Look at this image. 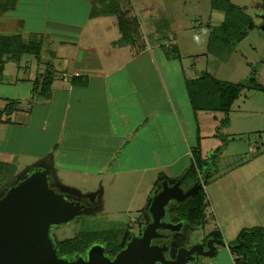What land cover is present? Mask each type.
Returning <instances> with one entry per match:
<instances>
[{"label": "crops", "instance_id": "1", "mask_svg": "<svg viewBox=\"0 0 264 264\" xmlns=\"http://www.w3.org/2000/svg\"><path fill=\"white\" fill-rule=\"evenodd\" d=\"M83 1L90 5L93 2ZM133 1L121 0L122 11L129 8L133 11L126 15V19L111 14L90 19L92 8L87 6L91 8L87 15L89 20L96 21L101 17L106 23H96L95 31L87 36L81 30L73 41L85 49L74 62L75 74L79 73L83 78L80 80L82 84L72 83L75 75L63 80L62 88L54 87L53 82L50 98L40 102L47 107L40 105L44 107L41 113L45 114L47 110V116L54 121L50 128V145L42 147V140L40 143L31 141L33 152H29L33 157H23L25 143L30 141L17 133L18 129L33 125L34 107L28 111L30 122H14L18 127V157L16 154L15 157L20 161L10 174H21L28 160L33 163L31 168L36 164L46 165L54 185L64 192L68 184L74 182L80 181L89 187L88 198L97 200L98 207L95 208L98 212H108L109 208L120 213L143 212L149 198L159 189L155 182L163 178L172 183L181 180L187 187L199 178L202 187V171L197 170L196 178L189 176L194 163L193 150L200 145L203 160L208 162L206 167H210L211 158L208 159L206 154L218 141H215L219 132L214 121L217 118L210 116L213 113L210 111L214 110L209 109L210 105L206 106L208 101L201 103V109L194 107L193 101L200 99L192 101L188 82L203 78L205 74L217 78L218 69L214 70L212 65L215 56H211L213 44L210 38L212 30H217L219 25L207 23L206 28L210 31L206 36L207 51H200L199 38L194 34H203V25L197 22L204 24V18L193 17L194 24L191 23L189 28L195 30L184 36L179 34L182 28L181 20H178L181 15L179 4L182 0H177V4L168 0L166 5L147 2L142 12V4L138 6ZM226 2L231 1L211 0L210 6L225 11L229 6ZM200 3L201 0H197V4ZM84 10L86 16V6ZM120 22L124 24L123 29ZM18 25L21 27L22 21L13 19L10 30L17 32ZM84 25L87 27L86 21ZM65 59L67 66L71 64L70 57ZM41 71L38 66V74ZM36 78V74L29 73L26 77L22 73L12 79L5 76L3 83L11 81L15 89L11 94H16L21 89L20 84L32 83ZM30 93L40 96L39 89ZM4 123L3 119L0 134L3 129H8L7 125L3 127ZM228 129L229 125L227 136ZM6 141V137H1L0 148L6 147ZM205 203V224L210 223L211 229L217 227L222 231L215 211H211L207 200ZM239 235L234 240H225V243L234 244ZM211 257L206 264H237V259H242L243 255L225 248Z\"/></svg>", "mask_w": 264, "mask_h": 264}, {"label": "rangeland", "instance_id": "2", "mask_svg": "<svg viewBox=\"0 0 264 264\" xmlns=\"http://www.w3.org/2000/svg\"><path fill=\"white\" fill-rule=\"evenodd\" d=\"M79 1H82L80 5ZM230 1L238 7L229 6L226 15V10H220L223 14L213 9L210 6L211 0H201L200 5L197 4V0H182L179 4L181 15L178 20L182 23L179 34L184 36L185 33L195 30L189 28V25L194 24L193 17L202 16L204 24L201 21L197 23L200 26L203 25L201 27L203 34L200 36L194 34V36L199 38L200 51L202 49L207 51L208 38L206 36L210 32L206 28L207 23L219 25L217 28H220L222 24H227L226 28L230 30V34L226 32L227 30L217 32L211 39L213 44L211 56H215L212 65L214 70L218 69L217 79L245 85H253L257 82L264 87V31L261 28L264 23L262 18L264 2L263 0ZM133 2L138 6L142 4L140 6L142 12L147 2L166 5L168 0H134ZM177 2L173 0L174 4ZM89 5L83 0H0V44H3L1 48L9 49V45L13 42L11 39L6 42L2 40L3 38L21 35L23 43L32 46L33 51H39L43 60V63H38L34 53L24 55L23 68L19 69L18 63L9 62L6 65L5 76L9 79L20 77L22 73L26 77L29 73L37 76L38 66L42 69L41 72L49 66H54L57 70L54 87L62 88L63 80L67 81L75 75L74 62L77 60V55L85 50L79 44L73 43L77 34L79 35V32L84 30L87 36L88 33L95 31L96 23H106V19H101V17L96 21L89 20V18L93 19L87 16L91 11L92 2L91 8L88 9ZM85 6L86 16L83 15ZM96 8L99 10L101 6L98 4ZM15 18L22 21V25L21 27L18 25L17 32H12L9 26ZM85 21L87 27L84 25ZM250 22H254L257 27L250 29ZM109 25L110 23H107V26ZM65 57L71 58V64L68 66ZM20 85L21 89L18 93L11 94V90H15L11 86V81L0 84V112L8 107L11 108L12 104L21 107L10 115L4 113L2 116L5 122L3 127L7 125L8 129H3L0 134V139L1 137L7 138L6 147L0 148V192L17 183L25 174L37 169V164L31 168L33 163L28 160L23 174L16 176L10 174L20 161L15 157V154L18 157L16 152L18 127L14 122L27 121L28 123V120L30 122L31 115L28 114L30 107L35 109L31 120L33 125L25 129L20 128L17 133L30 141L25 143L23 157H33L29 152H33L31 141L40 143L42 140L40 143L42 147L50 145V128L54 121L47 116V110L45 114L41 113L46 105L40 102L45 98L38 94L33 96L30 93L33 82ZM211 86L214 85L211 84ZM11 95L15 96L11 97ZM38 105H44V107H38ZM207 105H210V110H214L210 111L213 112L210 116L217 118L213 119L219 133L215 139V141L218 140L216 146L206 154L208 159L211 158L210 167L201 169L203 174L200 178H208L202 182L203 192L211 211H215L220 221L224 241H230L243 231L254 233L253 229H264V92L255 89L243 90L229 112L227 122L221 118V115H226L225 113L212 108L218 105L215 101L208 102ZM228 125L229 135L227 136ZM66 179L74 180V178ZM70 184H68V189L63 188L66 189L65 194L69 198L83 202H86V199L89 201V187L84 186L80 181ZM95 200L90 201L94 203ZM107 210L108 212H98L95 208L69 222L51 227L50 240L52 243L67 240L84 232L89 235L101 234L102 237L95 241L106 243V236L103 234L114 230L128 232V228H132L128 225H133V221L142 220L143 212L120 213L112 212V208ZM211 226L207 223L204 229L194 233L193 238L201 237L205 231L211 229ZM256 237H258L257 241L261 240L259 235ZM210 258L212 257L203 258L202 263L206 264Z\"/></svg>", "mask_w": 264, "mask_h": 264}, {"label": "water", "instance_id": "3", "mask_svg": "<svg viewBox=\"0 0 264 264\" xmlns=\"http://www.w3.org/2000/svg\"><path fill=\"white\" fill-rule=\"evenodd\" d=\"M261 28L264 31V23ZM200 189L198 183L185 192L181 181L172 183L164 179L160 191L150 201L149 213L153 221L146 226L141 238L133 237L114 260L104 255L101 246H95L89 252V260L78 256L68 261L59 258L48 242L50 227L69 222L89 212L90 207L83 201L69 198L53 184L48 167L38 165L0 193V264H187L194 260L188 259L193 249H180L175 260H168L169 246H160L154 240L167 236L160 230L176 232L182 228L184 223L163 221L167 207L173 201H187ZM242 245L243 242L239 249ZM214 254L211 247L203 255Z\"/></svg>", "mask_w": 264, "mask_h": 264}, {"label": "trees", "instance_id": "4", "mask_svg": "<svg viewBox=\"0 0 264 264\" xmlns=\"http://www.w3.org/2000/svg\"><path fill=\"white\" fill-rule=\"evenodd\" d=\"M264 2V0H263ZM101 6V9H97V5ZM92 12L90 14L91 18L99 17V16H106L108 14L111 15H119V18L126 19V15H129L130 13H133L132 9L126 10V12L122 11L121 9V0H93L92 2ZM229 6H234L229 2ZM228 8L226 9V14L228 13ZM235 7V6H234ZM130 10V12H129ZM229 24V22H228ZM121 28L123 29V22H120ZM227 24H222L220 28L212 30V35L210 38V41L212 39L213 34L219 33V32H229L226 27ZM257 27V25L254 22H250L249 28L253 29ZM131 30V28H130ZM243 36L241 37V39ZM12 40L13 42L9 45V49H2L3 44H0V84L5 81V66L9 62H15L19 64V69L22 65V60L24 55H29L34 53L36 55V60L38 63H41L42 56L39 51H33V47L29 45H25L22 42L21 35H15L11 38H3L2 40L8 42V40ZM15 40V41H14ZM212 42V41H211ZM229 42V41H227ZM237 43V41H236ZM6 46V45H4ZM29 46V47H28ZM56 53V51H54ZM43 63V62H42ZM22 68V67H21ZM57 75V71L55 70L54 66H49L46 68L43 72L39 73L37 75V78L35 81H33V94L36 92L37 89L40 90V96L48 99L51 96V88L54 82V78ZM76 76V78H75ZM74 78H72V83L75 85H81L82 83L80 80L83 78L80 76L79 73L75 74ZM211 84L214 86L212 87ZM85 85V84H84ZM188 89L190 93V97L192 101L196 98V100L199 98L200 100L197 102L193 101L194 107L197 109H201L202 105L201 103L204 101L217 103L218 105L217 110L225 113L226 115H221L222 119L224 121H228L229 119V112L231 111L234 103L240 98L241 93L243 90L246 89H255L264 92V87L257 82L253 85H245V84H234L230 82H223L219 79L212 76V74H205L203 78L199 79H190L188 82ZM209 90V91H208ZM208 107L209 105L206 104ZM20 109L18 105L12 104L11 108H7L6 110H3L0 112V124L3 122V114H12L13 111ZM202 147L198 145L193 150V158L194 163L191 166V170L189 171V176L191 178H196L197 176V170H200L202 168H208L206 167L208 165V162L203 160V154H202ZM195 176V177H193ZM189 178V179H191ZM205 180H208V178H202L203 182ZM201 180V181H202ZM163 180H158L155 182V186L158 188H161ZM196 181L200 182L199 178H196ZM201 183V182H200ZM159 190V189H157ZM156 190L155 193L158 191ZM153 194V195H154ZM152 196L149 198V204L145 209H143V213L148 211V207L150 205ZM206 197L203 192V188H201V191L196 199H194L190 204H188V212H190V216L188 213L189 218L192 219L193 223L196 226L204 225L206 222V214L205 210L207 207V203H205ZM255 231L254 233H245L243 231L239 237L238 240L240 242H243L244 246L242 247V250L239 251L235 248L232 250L233 253L236 255H243V258L237 259V264H264V229H256L252 230ZM219 236L222 237L221 233L217 230L215 231ZM256 235H259L261 240ZM103 236H106V243L101 241H95L98 238L102 237L101 234H94L89 235V233L80 232L75 237L67 240H59L55 241L53 243L54 249L56 250V255L59 258H64L66 260L74 259L78 256H81L84 258L85 255H88V253L91 251L92 248L95 246H102L104 250L105 255H116L120 251H122L124 248H126L127 243L131 240V235L127 231H120V230H114V231H108L107 233L103 234ZM236 243L232 245H236Z\"/></svg>", "mask_w": 264, "mask_h": 264}, {"label": "flooded vegetation", "instance_id": "5", "mask_svg": "<svg viewBox=\"0 0 264 264\" xmlns=\"http://www.w3.org/2000/svg\"><path fill=\"white\" fill-rule=\"evenodd\" d=\"M52 182H53V180H52ZM176 182L177 181H175V183ZM181 183H182L183 190L186 192V191L190 190L195 184H198L199 182L196 181L195 183L191 184L190 187H187L183 181H181ZM1 191H3V190H1ZM157 191H159V190H157ZM200 191H201V189L198 191V193L196 195L191 196L185 202L178 203L176 201H173L167 207V213H166V216L163 219V221L173 222L174 224L184 223L182 228L176 232L160 230L161 233H163L167 236L164 238L163 237L162 238H156L154 240V243H156L160 246H165V245L169 246V250L166 253V257L168 260H175L177 254H178V251L180 249H187V250L193 249L194 250L193 253L188 256V259L192 258L194 260L189 261L187 264H201V262H202L201 257H203V258L208 257V255H203V254L205 252H208L211 249V247H213V249L215 251V254H214L215 256L217 254V251L220 252V251H222V249H225V248H227L229 250H233L234 248L236 250L237 249L240 250L239 245L241 242L238 240V238L234 242V243L237 242L236 245L225 243V241L223 239V234L217 227L214 229H210V230L205 231L203 233V235L199 238H197V237L193 238L194 233L197 230L204 229L206 227V224H207L206 223V224L201 225V226H196L193 223L192 219L189 218L190 212H188V204H190L194 199H196L198 197ZM90 200H95V199H89V201L86 200V202H85L90 207V210H93V209H95V207H98L97 200H95L94 203ZM188 213H189V216H188ZM152 221H153V219L149 213V207H148V211L145 212V214L143 213V215H142V220L133 221L134 222L133 225H128V226H132V228H128L129 235H131L132 238L133 237L141 238L143 236L144 229ZM53 226H57V225H53ZM53 226H51V227H53ZM51 227H50V230H51ZM217 230L221 233L222 237L219 236L217 233H215V231H217ZM191 235H192V237H191ZM49 237H50V235H49ZM48 242L53 246V243L50 240V238H48ZM128 243H127V245H128ZM127 245H126V247H127ZM117 254L115 256L114 255L113 256L112 255H105V254L104 255L106 257H109L111 260H114L117 256ZM209 257H211V256H209ZM74 259H71L68 261H73ZM84 259L89 260V253H88V255L84 256ZM157 264H160V263H157Z\"/></svg>", "mask_w": 264, "mask_h": 264}, {"label": "built area", "instance_id": "6", "mask_svg": "<svg viewBox=\"0 0 264 264\" xmlns=\"http://www.w3.org/2000/svg\"><path fill=\"white\" fill-rule=\"evenodd\" d=\"M65 75V74H64Z\"/></svg>", "mask_w": 264, "mask_h": 264}]
</instances>
